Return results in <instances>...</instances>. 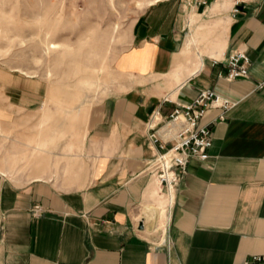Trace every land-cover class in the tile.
<instances>
[{
  "label": "crops",
  "instance_id": "0c3cea01",
  "mask_svg": "<svg viewBox=\"0 0 264 264\" xmlns=\"http://www.w3.org/2000/svg\"><path fill=\"white\" fill-rule=\"evenodd\" d=\"M235 52L249 58L248 76L228 81ZM113 69L126 80L90 106L80 150L48 152L64 162L59 171L9 175L11 122L0 106V264H264L253 260L264 256V0H159ZM202 90L233 106L223 120L207 112L208 158L190 159L166 189L149 119L165 123ZM157 129L162 140L173 134ZM68 137L58 145H72Z\"/></svg>",
  "mask_w": 264,
  "mask_h": 264
},
{
  "label": "rangeland",
  "instance_id": "374dc122",
  "mask_svg": "<svg viewBox=\"0 0 264 264\" xmlns=\"http://www.w3.org/2000/svg\"><path fill=\"white\" fill-rule=\"evenodd\" d=\"M157 1L0 0V106L11 122L1 164L9 175L30 177L38 167L59 171L64 162L48 152L80 150L74 142L90 106L126 80L114 71V60L131 44L135 21ZM65 124L72 145L59 146L65 135L58 128Z\"/></svg>",
  "mask_w": 264,
  "mask_h": 264
},
{
  "label": "built area",
  "instance_id": "2783aa9c",
  "mask_svg": "<svg viewBox=\"0 0 264 264\" xmlns=\"http://www.w3.org/2000/svg\"><path fill=\"white\" fill-rule=\"evenodd\" d=\"M238 4L239 2H236L235 6ZM226 63V80L248 76L250 61L244 52L230 54ZM232 106L228 100L212 90H202L192 102L174 109L165 123H159L157 114L151 115L148 122V142L157 145L159 149L153 163L154 168L158 170L157 180L160 186L166 189L174 187L185 175L190 159L204 161L208 158L212 132L208 126L201 125V120L211 109H220L222 115L219 119L223 120L224 113ZM158 126L165 127L163 133L172 132V136L162 140L157 134ZM253 260L264 262V256L255 257Z\"/></svg>",
  "mask_w": 264,
  "mask_h": 264
},
{
  "label": "bare ground",
  "instance_id": "6f19581e",
  "mask_svg": "<svg viewBox=\"0 0 264 264\" xmlns=\"http://www.w3.org/2000/svg\"><path fill=\"white\" fill-rule=\"evenodd\" d=\"M172 188H170V190H171ZM172 196V195H171ZM170 200V199H169Z\"/></svg>",
  "mask_w": 264,
  "mask_h": 264
}]
</instances>
